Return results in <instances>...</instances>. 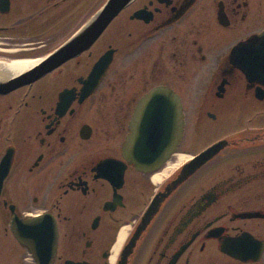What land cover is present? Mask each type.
Masks as SVG:
<instances>
[{
	"label": "flooded vegetation",
	"instance_id": "af4514ba",
	"mask_svg": "<svg viewBox=\"0 0 264 264\" xmlns=\"http://www.w3.org/2000/svg\"><path fill=\"white\" fill-rule=\"evenodd\" d=\"M64 1L8 0L0 62L34 68L101 6L89 2L56 43H17L64 28L77 12L58 9ZM263 30L264 0H131L91 45L31 81L3 91L22 73L0 64V264H41L16 235V219L35 217L55 225L45 264H264ZM155 87L182 107L168 162L187 156L160 180L152 175L167 161L139 171L122 148Z\"/></svg>",
	"mask_w": 264,
	"mask_h": 264
},
{
	"label": "water",
	"instance_id": "95a60500",
	"mask_svg": "<svg viewBox=\"0 0 264 264\" xmlns=\"http://www.w3.org/2000/svg\"><path fill=\"white\" fill-rule=\"evenodd\" d=\"M131 0H106L98 11L52 56L44 59L34 68H28L15 79L6 81L3 84V91L11 89L26 81H31L35 77L48 71L51 60L54 57H61L66 54L70 56L74 51H80L91 45L104 28L112 21L123 7L129 4ZM8 0H0V11L8 9ZM263 33L256 36H263ZM65 56V57H66ZM108 55H104L94 66L91 73V84L95 83L97 78L104 70L109 61ZM128 128L130 131L122 145L123 157L136 167L139 171L150 172L158 169L170 155L177 149L183 132L182 107L177 96L169 89L155 87L150 93H147L136 105V110L131 117ZM217 148V145L209 147L202 151L197 157V163L201 162L202 156H207ZM185 175H180L178 182ZM1 178V177H0ZM41 217L32 219H16V235L20 243H24L33 253L36 261L41 264L48 263L52 257L53 240L55 238V225H49L41 222ZM35 222V223H33ZM49 243L45 249L44 244ZM37 250L44 254H38Z\"/></svg>",
	"mask_w": 264,
	"mask_h": 264
},
{
	"label": "rangeland",
	"instance_id": "374dc122",
	"mask_svg": "<svg viewBox=\"0 0 264 264\" xmlns=\"http://www.w3.org/2000/svg\"><path fill=\"white\" fill-rule=\"evenodd\" d=\"M92 0H65L63 4H61L59 8H67V7H71L72 8V12L77 11L75 14H72V17L69 20V23H67V25L62 28L60 31H53L51 34L50 33H45V34H24L23 36H21V38L18 39L17 43H20L21 41H39V40H45L46 35H52V39L50 40L51 42H58L59 40H61L65 35L69 34L71 32L72 27L76 26V24L80 23L82 21V19L89 13L86 9L88 8L89 2H91ZM95 2V5L98 7V5H100L104 0H93ZM23 16V14H22ZM19 16L18 17V22L21 20H24L23 18H27ZM22 18V19H21ZM62 22H65V20H61V19H57L55 20L53 23L55 24H62ZM4 40V39H3ZM2 39H0V41H3ZM28 47V46H32V45H16V47ZM0 47H3V45L0 44Z\"/></svg>",
	"mask_w": 264,
	"mask_h": 264
},
{
	"label": "bare ground",
	"instance_id": "6f19581e",
	"mask_svg": "<svg viewBox=\"0 0 264 264\" xmlns=\"http://www.w3.org/2000/svg\"><path fill=\"white\" fill-rule=\"evenodd\" d=\"M34 62H36V60H32L29 58H24V59H14V60H9L7 63L2 61L0 62L1 67L4 69H6L5 71L9 70V74H15V73H23L24 70L28 69L30 66L34 65ZM177 160L173 163L171 161H167V163L165 164V166H163L162 169H160V171L155 172L152 175V178H156L157 180H160L161 177H165L166 175H168L170 173V171L172 169H174L175 167H177V165L183 161L185 158H187L186 155L183 154H179L177 155Z\"/></svg>",
	"mask_w": 264,
	"mask_h": 264
},
{
	"label": "snow or ice",
	"instance_id": "6c2138e0",
	"mask_svg": "<svg viewBox=\"0 0 264 264\" xmlns=\"http://www.w3.org/2000/svg\"><path fill=\"white\" fill-rule=\"evenodd\" d=\"M241 55H243V53H241ZM33 223H35V222H33Z\"/></svg>",
	"mask_w": 264,
	"mask_h": 264
}]
</instances>
